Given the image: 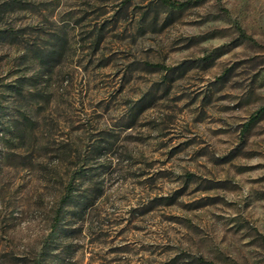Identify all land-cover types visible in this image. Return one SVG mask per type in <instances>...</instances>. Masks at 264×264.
Instances as JSON below:
<instances>
[{
	"label": "rangeland",
	"instance_id": "374dc122",
	"mask_svg": "<svg viewBox=\"0 0 264 264\" xmlns=\"http://www.w3.org/2000/svg\"><path fill=\"white\" fill-rule=\"evenodd\" d=\"M177 1L0 0V264H264V0Z\"/></svg>",
	"mask_w": 264,
	"mask_h": 264
},
{
	"label": "trees",
	"instance_id": "16d2710c",
	"mask_svg": "<svg viewBox=\"0 0 264 264\" xmlns=\"http://www.w3.org/2000/svg\"><path fill=\"white\" fill-rule=\"evenodd\" d=\"M158 1H160L163 4L169 5L171 7H174V8H182L186 5V2L177 1V0H158ZM241 33L243 34V32H241ZM243 35H245V34H243ZM258 113H260V112L256 111L255 113H253L251 116V119L257 117Z\"/></svg>",
	"mask_w": 264,
	"mask_h": 264
}]
</instances>
